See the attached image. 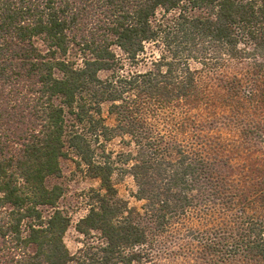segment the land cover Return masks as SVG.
<instances>
[{
    "label": "trees",
    "instance_id": "obj_1",
    "mask_svg": "<svg viewBox=\"0 0 264 264\" xmlns=\"http://www.w3.org/2000/svg\"><path fill=\"white\" fill-rule=\"evenodd\" d=\"M150 44L160 49L152 68L125 74ZM224 57L254 66L245 99L262 108L264 0H0V264H144L146 244L211 185L201 178L209 160L178 136L198 131L197 111L211 107L190 63ZM170 107L183 116L177 133L155 131L147 118ZM116 137L135 153L114 159L105 145ZM69 156L99 181L74 228L84 238L75 254L63 188L51 184ZM115 173L133 178L143 213L118 197ZM256 193L264 210L263 184ZM243 240L264 257V222Z\"/></svg>",
    "mask_w": 264,
    "mask_h": 264
},
{
    "label": "rangeland",
    "instance_id": "obj_2",
    "mask_svg": "<svg viewBox=\"0 0 264 264\" xmlns=\"http://www.w3.org/2000/svg\"><path fill=\"white\" fill-rule=\"evenodd\" d=\"M146 47L139 66H125V74L135 68L139 71L152 68V61L159 56V45ZM252 67L237 66L225 57L222 64L216 66H204L197 61L190 63L198 83L207 86V100L211 107L197 111L198 131L191 129L179 135L178 140L183 142L181 144L187 152L193 153L194 148L209 160L206 161L210 163L212 173L201 178L211 185L198 196L195 191L191 193L195 204L184 214L173 215L175 220L164 233L146 244L144 264H264V257L255 249L249 252L246 240H243L251 226L261 228L264 222V210L257 207L260 199L256 193L259 184L264 185V104L260 110L245 99L249 87L244 78L250 75ZM260 74L264 75V68ZM109 75L106 71L99 74L102 79ZM237 81H243V93L232 96ZM180 113L172 107L163 108L147 121L155 131L176 134L175 125L183 118ZM108 123L113 124V121L110 119ZM105 148L114 159L122 152L134 154L136 151L120 137L106 143ZM213 150L218 158L211 160ZM101 153L102 149L99 157ZM72 157L60 160L61 176L51 184L63 188L59 207L72 219L64 241L69 252L75 254L82 247L84 238L74 228L87 214V192L98 189L99 181L85 176L76 164L77 158ZM120 166L117 161L116 168ZM112 176L118 197L127 201L130 208L143 213V203L132 196L136 191L133 178L129 175L121 177L117 173ZM241 197L247 200H241Z\"/></svg>",
    "mask_w": 264,
    "mask_h": 264
}]
</instances>
